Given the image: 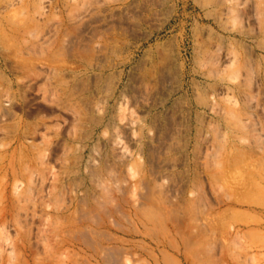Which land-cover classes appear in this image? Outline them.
Wrapping results in <instances>:
<instances>
[{
  "label": "rangeland",
  "instance_id": "374dc122",
  "mask_svg": "<svg viewBox=\"0 0 264 264\" xmlns=\"http://www.w3.org/2000/svg\"><path fill=\"white\" fill-rule=\"evenodd\" d=\"M102 246L264 264V0H0V264Z\"/></svg>",
  "mask_w": 264,
  "mask_h": 264
},
{
  "label": "bare ground",
  "instance_id": "6f19581e",
  "mask_svg": "<svg viewBox=\"0 0 264 264\" xmlns=\"http://www.w3.org/2000/svg\"><path fill=\"white\" fill-rule=\"evenodd\" d=\"M133 3H134V2H133ZM133 3H132V4H133ZM135 5H136V4H135ZM139 5H140V4H139ZM122 15H123V14H122ZM135 18H136V17H135ZM135 22H136V21H135ZM135 22H134V23H135ZM128 25H129V24H128ZM131 25H132V23H131ZM136 26H137V25H136ZM131 27H132V26H131ZM113 29H114V27H113ZM112 31H114V30H112ZM113 42H115V40H114ZM101 44H103V48H104V45H105V46L107 45V44H105V43H101ZM115 44H116V43H115ZM116 45H117V44H116ZM84 46H85V45H84ZM87 46H88V45H87ZM87 46H85V47H87ZM114 46H115V45H114ZM114 46H113V48H114ZM101 47H102V45H101ZM111 47H112V46H111ZM82 48H83V46H82ZM106 48H107V47H106ZM78 49H80V48L78 47ZM86 49H88V47H87ZM114 49H115V48H114ZM114 49H113V50H114ZM84 50H85V49H83L82 52H84ZM88 50H89V49H88ZM75 51H76V50H75ZM78 51H79V50H78ZM85 51H86V50H85ZM93 51L95 52V50H93ZM110 51L113 52L112 50H110ZM116 51H117V49H116ZM79 53H80V52H79ZM87 53H88L87 56H83V55H82V56H83L84 58H86V59H87L88 57H90V53H89V52H87ZM107 53H108V52H107ZM109 53H110V52H109ZM166 55H168V54H166ZM166 55H165V56H166ZM101 56H102V55H101ZM104 56H105V55H104ZM104 56H103L102 59H104ZM169 57H170V56H169ZM109 58H110V57H109ZM164 58H165V57H164ZM164 58H163V61H164ZM171 58H172V57H171ZM86 59H85V60H86ZM165 59H166V58H165ZM169 59H170V58H169ZM173 60H174V59H173ZM104 61H105V60H104ZM168 61H170V60H168ZM164 62H165V61H164ZM161 63H162V62H161ZM173 63H174V62H173ZM139 65H140V64H139ZM173 65H174V64H173ZM168 66H169V65H168ZM169 67H170V66H169ZM160 68H161V67H160ZM173 68H174V67H173ZM155 69H156V68H155ZM171 69H172V68H171ZM174 69H175V68H174ZM159 71H160V70H159ZM163 71H164V70H163ZM165 72H168V71H165ZM178 72H179V71H178ZM135 73H136V72H135ZM135 73H134V74H135ZM161 73H162V72H161ZM163 73H164V72H163ZM170 73H171V72H170ZM131 75H132V74H131ZM175 75H176V74H175ZM130 77H131V76H130ZM176 77H177V75H176ZM134 78H135V75H134ZM166 79H167V78H166ZM175 79H176V78H175ZM177 79H178V78H177ZM164 80H165V79H164ZM158 81H159V80H158ZM168 81H169V79H168ZM168 81H166V82L168 83ZM164 84L166 85L165 82H164ZM159 85H160V84H159ZM161 86H162V85H161ZM163 86H164V85H163ZM84 87H85V86H84ZM170 87H171V86H170ZM171 88H172V87H171ZM154 106H155V105H154ZM168 111H169V110H168ZM166 112H167V111H166ZM156 114H157V113H156ZM164 114H167V113H164ZM168 114H169V113H168ZM156 116H157V115H156ZM166 117L169 118V115H167ZM166 119H167V118H166ZM166 119H165V120H166ZM159 121H160V120H159ZM172 122H173V120L171 121V123H172ZM169 123H170V122H169ZM171 123H170V124H171ZM172 124H173V123H172ZM158 126H159V125H158ZM167 128H168V127H167ZM172 129H173V128H172ZM167 131H169V129H168ZM164 132H165V131H164ZM157 135H158V134H157ZM170 135H171V134H170ZM161 137H162V136H161ZM169 138H170V137H169ZM167 139H168V138H167ZM161 140H162V139H161ZM159 141H160V140H159ZM159 141H158V142H159ZM148 144H149V142H148ZM153 145H154V144H153ZM147 146H148V145H147ZM151 146H152V145H151ZM151 146H150V147H151ZM154 146H155V145H154ZM155 147H156V146H155ZM157 147H158V146H157ZM151 148H152V147H151ZM151 148H148V149H151ZM154 150H155V149H154ZM152 151H153V150H152ZM156 151H157V149H156ZM156 151H154L155 154L157 153ZM151 154H152V153H151ZM153 155H154V154H153ZM149 156H150V155H149ZM155 159H156V158H155ZM156 160H157V159H156ZM91 173L98 174V171L96 172V170H95V171H93V172H91ZM143 182H144V181H143ZM144 183H145V182H144ZM147 183H148V181H147ZM147 183H145V184L147 185ZM146 185H145V187L147 188L148 185H147V186H146ZM145 192H148V191H145ZM148 194H150V193L148 192L147 195H148ZM147 195H146V196H147ZM142 197H143V196H142ZM148 197H149V196H148ZM144 198H146V197L144 196ZM147 199H148V198H146V200H147ZM143 200H145V199H143ZM94 201H95V200H94ZM148 201H149V200H148ZM150 201H151V200H150ZM98 202H100V201H98ZM98 202L95 201V203H97V204H98ZM100 204H103V203L100 202L98 206H101ZM101 207L103 208V206H101ZM101 207H100V208H101ZM104 209H105V208H104ZM104 209H102V210H104ZM106 209H107V208H106ZM106 209H105V210H106ZM92 210H93V208H92ZM98 210H100V209H98ZM98 210L96 209L97 212H98ZM96 211H95V212H96ZM86 212H87V211H86ZM106 212L109 213L108 209H107ZM89 213H90V212H89ZM138 213H139V211H138ZM96 214H97V213H96ZM96 214L93 215V218H94V216H95ZM109 214H110V213H109ZM109 214H108V215L106 214L105 217L108 218V217H109ZM126 214H127V213H126ZM87 215H88V214H87ZM97 215H98V214H97ZM97 215H96V216H97ZM120 215H121V214H120ZM88 217H89V216H88ZM91 217H92V216H91ZM91 217H90V219H91ZM99 217H100V216H99ZM97 218H98V217H97ZM99 219H101V217H100ZM101 220H102V219H101ZM93 221H94V220H93ZM118 223H119V222H118ZM120 224H121V223H120ZM125 227H126V226H125ZM89 229H90V228H89ZM86 230L88 231V228H87ZM86 230H85V231H86ZM85 231H82V234H84L83 232H85ZM97 231H98V229H97ZM101 231H102V230H101ZM105 232H106V231H105ZM90 233H91V232H90ZM92 233H93V232H92ZM80 234H81V233H80ZM95 234H96V233H95ZM86 235H88L87 232L85 233V235H82V236H86ZM105 235H107V234H105ZM100 236H101V235H100ZM91 237H92V236H91ZM103 237H104V236H103ZM85 238H86V237H83V239H85ZM107 238H108V237H107ZM91 239H92V238H90L89 240L91 241ZM93 239H94V238H93ZM97 239H98V238H97ZM97 239H96V240H97ZM105 239H106V237H105ZM113 239H116V238H113ZM89 240H88V241H89ZM96 240H95V241H96ZM117 240H119V239H117ZM90 241H89V242H90ZM92 241H93V240H92ZM92 241H91V242H92ZM86 242H87V241H85V243H86ZM101 242H103V241H101ZM123 243H124V242H123ZM102 244H103V243H102ZM97 245H99L98 242H97ZM104 245H105V244H104ZM123 245H124V244H123ZM89 246H90V245H89ZM116 246H117V245H115V247H116ZM98 247H101V245H99ZM102 247H103V246H102ZM104 247H105V249H104ZM104 247H103L104 251H103V249H101V248H100V249L103 251V256H104V259H105L104 261H105L107 264H124V263H123V259H121V253H120L121 250H118V249L120 248L119 246H118L119 248H117V249H115V247L112 248L113 245H112V247L109 246V248H106V246H104ZM110 247H111V248H110ZM122 247H123V246H122ZM123 248H125V245H124ZM131 248H132V247H131ZM131 248H130V249H131ZM120 249H122V248H120ZM122 253H123V251H122ZM124 253H127V252H124ZM101 255H102V254H101ZM123 255H124V254H123Z\"/></svg>",
  "mask_w": 264,
  "mask_h": 264
}]
</instances>
